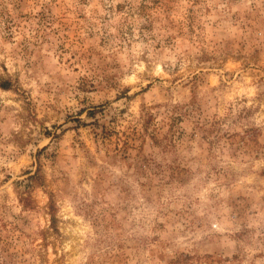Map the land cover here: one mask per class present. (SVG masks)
<instances>
[{
    "label": "rangeland",
    "instance_id": "374dc122",
    "mask_svg": "<svg viewBox=\"0 0 264 264\" xmlns=\"http://www.w3.org/2000/svg\"><path fill=\"white\" fill-rule=\"evenodd\" d=\"M0 264H264V0H0Z\"/></svg>",
    "mask_w": 264,
    "mask_h": 264
}]
</instances>
